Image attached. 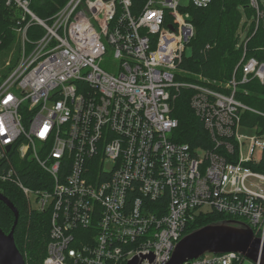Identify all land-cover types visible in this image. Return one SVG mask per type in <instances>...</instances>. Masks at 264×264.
I'll list each match as a JSON object with an SVG mask.
<instances>
[{"label": "built area", "instance_id": "obj_1", "mask_svg": "<svg viewBox=\"0 0 264 264\" xmlns=\"http://www.w3.org/2000/svg\"><path fill=\"white\" fill-rule=\"evenodd\" d=\"M34 1L0 0V23L9 11L20 38L0 82V194L9 185L31 213L49 216L43 264H167L188 228L214 213L264 241V173L252 168L264 137L243 125L244 112L264 113L236 97L253 80L264 85V61L247 57L264 29V0H249L231 79L193 82L178 80L196 34L190 9L214 0H146L137 11L133 0H68L49 18ZM109 50L113 72L101 66ZM182 90L193 92L210 148L172 140ZM31 163L39 187L22 179ZM183 264L258 263L226 253Z\"/></svg>", "mask_w": 264, "mask_h": 264}, {"label": "trees", "instance_id": "obj_2", "mask_svg": "<svg viewBox=\"0 0 264 264\" xmlns=\"http://www.w3.org/2000/svg\"><path fill=\"white\" fill-rule=\"evenodd\" d=\"M146 0H133V10L141 9ZM68 0H35L33 10L41 18H49L62 8ZM0 23V50L8 47L16 36L11 31L13 21L11 13L5 10ZM196 34L188 46V52L180 64L185 71L178 80L193 82L197 77L210 81H228L235 67L242 58V50L238 48V31L244 18L251 19L253 10L249 0H214L206 9H190ZM6 17V20H5ZM253 30V28H252ZM36 28L29 31L32 37ZM42 34V33H41ZM248 58L253 57L264 61V29L260 27L248 44ZM1 82V79H0ZM193 95L191 90H182L173 102L172 115L179 122L172 140L188 143L192 147L210 148L211 141L203 122L196 116L190 106ZM237 99L245 105L264 113V85L258 80L240 86ZM243 125L254 128L257 134L264 137V117L251 112H244ZM253 170L264 173V151L260 163L252 166ZM35 163H31L27 172L22 175L25 184L34 186L29 180L30 175H40ZM3 194L8 197L20 212L19 222L15 231V241L22 253L29 256L26 264H43L50 240V224L48 215L31 213L23 196L15 192L9 185H4ZM14 214L0 201V227L6 232L14 224ZM224 220L219 214L203 216L188 228V233L210 223ZM10 232V231H9ZM6 232V233H9Z\"/></svg>", "mask_w": 264, "mask_h": 264}, {"label": "water", "instance_id": "obj_3", "mask_svg": "<svg viewBox=\"0 0 264 264\" xmlns=\"http://www.w3.org/2000/svg\"><path fill=\"white\" fill-rule=\"evenodd\" d=\"M3 202L14 214V224L9 233L0 227V264H26L16 241L15 231L20 212L7 197L0 194ZM238 253L254 263L264 264V241L243 222L222 220L210 223L186 234L175 246L167 264H183L206 254ZM153 259V258H152ZM136 258L128 264H139Z\"/></svg>", "mask_w": 264, "mask_h": 264}, {"label": "rangeland", "instance_id": "obj_4", "mask_svg": "<svg viewBox=\"0 0 264 264\" xmlns=\"http://www.w3.org/2000/svg\"><path fill=\"white\" fill-rule=\"evenodd\" d=\"M187 3V1L185 2ZM14 33V32H13ZM13 42L8 45V47L0 50V79L6 77L8 73L12 70V68L17 64L18 57L20 54V38L18 36H14ZM119 62L114 58L113 51L108 52L105 61L101 64L102 68L109 72L115 71ZM245 136L248 138L254 137L253 131H246ZM261 145V143H259ZM259 147L256 148V152L258 153ZM7 230L6 232H9ZM24 259H28L30 261L29 256L24 253ZM26 261V260H25Z\"/></svg>", "mask_w": 264, "mask_h": 264}]
</instances>
